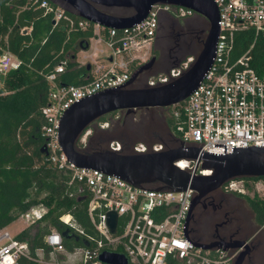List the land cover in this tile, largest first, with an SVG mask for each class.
<instances>
[{
    "label": "built area",
    "instance_id": "2783aa9c",
    "mask_svg": "<svg viewBox=\"0 0 264 264\" xmlns=\"http://www.w3.org/2000/svg\"><path fill=\"white\" fill-rule=\"evenodd\" d=\"M214 2L221 19L215 58L200 86L181 103L184 120L178 124L177 131L182 134V140L176 141L174 147H167L164 143H138L125 147L121 141L113 140L108 150L119 154H140L194 147L224 154V147L215 144H226L225 153L229 154L232 147L264 146V70L258 71L254 67L253 56L257 43L264 41V0ZM34 3L45 10V15L52 13L55 23L66 20L80 29L93 26L95 37L87 50L89 54L85 56L91 70L85 82L78 86L59 84L66 62L45 76L50 90L48 103L42 109V135L50 163L59 171L69 172L81 190L88 191V214L101 236L100 239L88 236L72 215H63L60 221L75 235L84 238L87 246L68 251L62 235L52 230L44 237L51 249L48 258L41 249L37 251L36 261L39 264H104L100 260L101 253L111 251L124 254L129 264H234L238 253L222 248L205 251L187 241L184 225L191 201L197 195L194 190H145L97 170L78 168L68 160L59 143L60 120L69 107L89 95L125 84L150 60L163 17L182 20L196 13L182 6L156 4L143 22L118 30L104 28L80 17L75 23L58 2L35 0ZM244 31H252L253 42L243 55L232 59L236 35ZM0 51V76H6L18 69L22 62L9 50L7 37L1 35ZM188 61L192 64L193 59L153 77L147 87L160 86L180 77L189 69ZM180 114L174 112L177 119ZM100 126L106 130L110 121L106 120ZM89 134L87 130L80 138L81 150L87 148ZM203 163L202 158L182 159L175 162V166L190 175L211 176L213 169L202 168ZM219 190L241 195L253 191L264 200V179L251 180L248 184L244 179H233ZM112 212L118 215L115 234L108 226L109 213ZM45 213L46 209L36 208L22 217L33 224ZM190 222L191 218L188 235L193 242ZM22 256L30 258L28 243L17 240L9 232L0 231V264H18Z\"/></svg>",
    "mask_w": 264,
    "mask_h": 264
},
{
    "label": "trees",
    "instance_id": "16d2710c",
    "mask_svg": "<svg viewBox=\"0 0 264 264\" xmlns=\"http://www.w3.org/2000/svg\"><path fill=\"white\" fill-rule=\"evenodd\" d=\"M34 2L0 0V35L7 37L9 50L22 62L18 69L0 76V231L33 209H46L42 219L15 237L27 242L30 248V258L22 256L18 264H39L36 261L37 251L41 249L48 258L51 249L44 237L52 230L62 235L68 251L87 246L84 238L75 235L68 225L60 221L63 215H72L88 236L95 239L101 237L88 214V191L81 190L80 184L71 179L69 172L59 171L50 163L44 150L46 140L42 135V109L48 103L50 90L45 76L57 65L66 62L59 84L78 86L85 82L89 72L86 66L78 63L77 54L80 43H90L95 37L93 26L80 29L66 20L55 23L53 14L45 15V10ZM66 11L67 16L78 23V16L69 8ZM171 34V46L179 54L181 38H186L189 44L193 43L191 48L194 50L203 44L206 37L199 29L184 32L181 26L174 27ZM253 38L252 31L238 33L232 59L243 55ZM253 56L254 67L258 71L264 70V41L257 43ZM173 108L181 113L180 118L177 119L173 111L166 124L174 139L181 141L182 134L177 127L184 120L182 104ZM106 120L103 117L100 122ZM77 147L80 149L79 143ZM104 150L102 146H96L92 152ZM254 201L260 205L257 206ZM251 205L258 223L264 226V200L254 198Z\"/></svg>",
    "mask_w": 264,
    "mask_h": 264
},
{
    "label": "water",
    "instance_id": "95a60500",
    "mask_svg": "<svg viewBox=\"0 0 264 264\" xmlns=\"http://www.w3.org/2000/svg\"><path fill=\"white\" fill-rule=\"evenodd\" d=\"M63 2L78 17L104 28L127 29L143 22L156 4H170L193 10L196 15L205 18L209 23L203 48L180 77L173 81L145 88H127L144 72L153 68L156 58H151L139 67L132 78L125 84L89 95L76 101L63 114L59 124V143L68 160L78 168L97 170L134 186L151 191H185L194 190L197 195L191 201L184 225L187 241L205 251L217 248L228 250L222 242L205 244L199 239L194 243L189 239L188 224L193 211L209 194L219 190L227 181L245 178H264V146L232 147L226 154V144H215L224 147V154H213L199 148H176L160 152L140 154H119L108 149L87 152L77 147L82 135L89 127L103 117L118 110L135 112L139 109L170 108L185 101L203 82L210 70L216 53L220 35V14L214 0H51ZM132 8L130 16L109 14L100 8ZM90 43H80L79 52H86ZM88 72L91 65H85ZM125 86V87H124ZM46 152V147H45ZM47 153V152H46ZM204 160L202 168L213 169L211 176H194L180 170L175 162L182 159ZM199 162V161H198ZM153 184L158 186L153 187ZM108 226L115 234L118 226V215L109 213ZM239 245L237 248H240ZM244 255L237 257L235 264H242ZM100 260L104 264H129L128 258L119 252L103 251Z\"/></svg>",
    "mask_w": 264,
    "mask_h": 264
},
{
    "label": "flooded vegetation",
    "instance_id": "af4514ba",
    "mask_svg": "<svg viewBox=\"0 0 264 264\" xmlns=\"http://www.w3.org/2000/svg\"><path fill=\"white\" fill-rule=\"evenodd\" d=\"M58 3L63 5L65 8H69L63 2ZM100 9L109 14L114 13V11H124L125 15L120 16H130L134 13V10L132 8L115 7ZM195 16L198 15L195 14L193 17ZM193 17H189L187 19ZM187 19L176 20L178 26L180 27V24ZM204 20L208 23L205 18ZM163 28L164 27L161 23L158 35L155 39V44L156 42L161 43L163 36L160 35V31H162ZM173 29L174 26L169 28L167 36L169 42H171V39L173 37V35L171 34V31ZM197 29L200 30L201 34H206V29L202 28V26H199V28ZM201 46L202 45L198 47ZM159 47V50L153 47L150 55V59L155 57L156 62L162 55L161 52L164 50L163 46L160 45ZM189 47H193V43L189 44ZM131 86L132 84L128 85L127 88H131ZM151 109L155 108L139 110L150 111ZM115 115H119L117 121H115L117 125H119L121 122H124V125L131 124L137 130L134 125L136 124V111L128 112L126 110H118L105 116L110 121V127L115 123L113 120V117ZM142 125L144 128H147V130L151 128V125L148 122H142ZM109 128L106 130H101V132H106L109 130ZM137 135L143 136V133L140 134L137 131H133V133L130 134V132L123 130L120 132L119 137L125 147H130L137 139ZM105 141L106 140H104V142ZM89 145L90 143H88V147ZM244 180L247 184L251 181L250 179L246 178ZM247 194L241 195L237 193H227L223 190H217L209 194L203 199L201 204L191 215V236L193 239H199L205 244L222 242L223 245H226L228 247V251L238 253V256L241 254L244 255L242 264H264V228L258 223L256 214L251 205L252 199L262 198H260V196L256 194ZM254 202L257 206L260 205L258 201ZM239 245H241L240 248H237Z\"/></svg>",
    "mask_w": 264,
    "mask_h": 264
},
{
    "label": "rangeland",
    "instance_id": "374dc122",
    "mask_svg": "<svg viewBox=\"0 0 264 264\" xmlns=\"http://www.w3.org/2000/svg\"><path fill=\"white\" fill-rule=\"evenodd\" d=\"M110 14L118 16L125 15L124 11H114V13ZM176 23L177 21L169 16L163 17L162 25L164 28L162 31H160V35L163 36V39L161 43L156 42L155 44L154 42L153 45L158 50L160 48V45L163 46L164 50L161 52L162 55L160 56V58H158L153 68L142 73L137 78V80L132 84L131 88H145L147 87L148 82L153 77H156L159 74L167 73L170 69L177 67L181 62L187 61V59L192 58L194 61L200 54L203 48V44L201 47H195L194 50H192V48L189 47L186 38H181V40L179 41L181 43V54H179L178 51L176 52V48H173V46H171V43L168 41L167 36L170 27L178 26V23ZM180 26L184 29V32H187L192 29H197L199 28V26H202V28L206 29V35L209 29L208 23L201 16H195L193 18L187 19L182 22ZM189 49H191V51ZM88 54L89 51L78 53L77 61L80 65L85 66L87 64H90V62L85 60V56H87ZM188 63L190 67L191 62L188 61ZM170 108L171 109L155 108L151 109L150 111L137 110V116L135 117L136 124H134L137 130L131 124L124 125V122H121L119 125H117L115 121H117L119 115H115L113 117L115 123L109 128L108 131L101 132L102 128H100V123L102 122H100L99 120L89 127L88 130L90 131V134L88 137H86L87 148L82 150L92 152L94 148H96V146H102V150L107 149L111 141L120 139L119 135L120 132L123 130L130 132V134H132L133 131H137L140 134L143 133V136L140 135L141 137L137 135V139L134 141V144L132 146L138 143L146 142L149 144L164 143L167 147H174L177 145V142L166 124V120L168 118H171L173 111H175L173 107ZM142 122H148L151 125V128L147 130V128L143 127ZM104 140L106 141L104 142ZM119 141H121V139ZM88 143H90L89 147ZM248 193L253 194V191H249ZM31 223V221H27L26 218L21 217L18 221L13 223L11 226L5 228L3 231L9 232L11 236L16 237L23 230L29 228Z\"/></svg>",
    "mask_w": 264,
    "mask_h": 264
},
{
    "label": "crops",
    "instance_id": "0c3cea01",
    "mask_svg": "<svg viewBox=\"0 0 264 264\" xmlns=\"http://www.w3.org/2000/svg\"><path fill=\"white\" fill-rule=\"evenodd\" d=\"M91 43H92V41H91ZM77 56H78V54H77Z\"/></svg>",
    "mask_w": 264,
    "mask_h": 264
}]
</instances>
